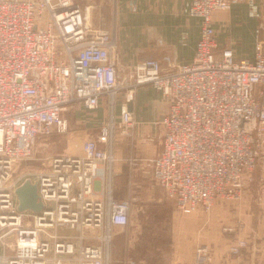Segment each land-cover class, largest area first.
Instances as JSON below:
<instances>
[{"label": "built area", "instance_id": "obj_1", "mask_svg": "<svg viewBox=\"0 0 264 264\" xmlns=\"http://www.w3.org/2000/svg\"><path fill=\"white\" fill-rule=\"evenodd\" d=\"M238 1L189 0V14L201 19L192 60L164 65L144 58L122 75L115 28L91 21L96 5L0 0V264H110L112 227L127 224L130 204L110 188L104 198L92 197L93 183L115 161L117 94H123L120 123L131 126L127 104L143 85L168 103L152 177L176 208L209 212L222 199L237 201L255 169L264 201V39L252 58L237 57L219 45L213 21L215 11ZM103 95L108 122L84 139L80 154L51 156L34 173L44 208L19 211L14 188L23 175L14 177L15 164L31 157L38 137L68 129L66 106L94 110ZM61 228L77 235L59 234ZM84 229L96 231L91 238L100 244L84 243ZM246 244L238 238L229 250L238 253ZM204 252L196 248L198 262Z\"/></svg>", "mask_w": 264, "mask_h": 264}, {"label": "crops", "instance_id": "obj_2", "mask_svg": "<svg viewBox=\"0 0 264 264\" xmlns=\"http://www.w3.org/2000/svg\"><path fill=\"white\" fill-rule=\"evenodd\" d=\"M74 1L96 5L91 13L95 25L101 24L99 17L104 11L112 15L119 66L125 71L144 58H158L162 64L169 65L190 62L195 54L201 19L189 14V0ZM247 4L215 11V29L220 21L231 23L235 17L242 21L246 18L243 25H248V18H253L254 11L263 3L255 0L254 4ZM242 21L238 25L242 26ZM217 40L219 45L231 47L237 57H253L254 47L249 45L250 49L246 50L247 43L237 44L222 35ZM122 102L123 94L119 93L112 109L118 127V133H113L115 161L110 174L94 180L92 192V197L104 198L110 188L115 199H124L130 204L127 224L112 227L110 264H128L129 260L134 264H264V215L253 211L247 217L243 213L242 198L222 199L209 212L183 213L164 195L156 193L152 159L161 147L163 133H157V125L167 108L161 93L151 85L136 89L134 98L127 104L133 112V124L128 127H123L119 119ZM87 110L80 103L65 107L64 113L73 128L62 134L60 151L54 155L80 154L84 139L96 137L111 116L105 95L101 96L93 114ZM150 174L152 178L146 180ZM237 219L244 225L239 226ZM93 232L96 231L84 229V234L89 236L84 241L100 244L91 238ZM75 235L77 231L71 230L70 236ZM238 238L245 239L247 244L233 253L229 247ZM199 246L205 247L206 257L198 262L195 250Z\"/></svg>", "mask_w": 264, "mask_h": 264}, {"label": "rangeland", "instance_id": "obj_3", "mask_svg": "<svg viewBox=\"0 0 264 264\" xmlns=\"http://www.w3.org/2000/svg\"><path fill=\"white\" fill-rule=\"evenodd\" d=\"M260 1L263 4H260L259 6L260 8L258 7V9L254 11L253 18H248L250 20L248 21V25H243V22L246 20V18H244L242 21L239 17H235V19H233L231 23H227L226 21H220L219 23H217V26H216L217 36L222 35L225 37L226 40L231 41V42L233 41L234 43L237 42V44L245 45L247 43L248 45L246 44V47H245L246 50H249L250 46L253 48L258 40L264 39V0H260ZM237 3H235L233 6H231L232 8L231 7L230 8L233 9L236 6L241 5V3L246 4L247 2L245 0H240ZM80 5L83 7L85 4L80 3ZM247 5H251V4H247ZM230 8L227 10H219V11L220 12L228 11V10H231ZM91 13H92V10H91ZM119 16H121L120 13H119ZM99 20H100L99 23L101 24H96V25L105 27V25L102 23H107L110 25L108 26L106 25L107 26L106 28L111 29V30L112 28H115V26L113 27L114 22L112 19V15H108L105 11L104 13H102V16L99 17ZM239 21H242L241 22L242 26L238 25ZM125 70L126 69L124 67L121 68L122 75L126 73ZM94 110H87V112L89 114H93ZM70 128H73V127H71L68 123V129L65 132H52L51 134H48V135H42L35 140L34 150L32 152L31 157L17 162L14 166V170H15L14 177L20 174L23 175L21 176L20 180L16 183L17 185L20 184L27 177L31 178L32 180H35L34 173L44 169L47 166L49 157L53 156L55 153L60 151V148H61V138L60 137L62 136L63 133H68L69 131H71ZM113 133H118L117 124H116V128H114ZM157 133H163V127L160 123L157 125ZM150 178H152L151 174L146 178V180ZM259 178H260L259 169H255L252 175L251 182L247 183V185L243 189V193L241 196L242 209H243V213L247 217L253 211L260 212L261 215H264V201L261 200L259 196V191H258ZM151 182H153V180ZM138 189L139 190L142 189V186L140 183L138 184ZM154 189H158L157 190L158 192H156L158 195L160 196L164 195L161 188L155 187ZM47 205L52 206L53 202L49 201ZM262 217L263 216H261V218ZM57 232L59 234H63V233L68 234V236H70L71 234V230H67V229H58ZM88 233H86V235H88ZM84 243L86 242L84 241ZM205 257H206V254H205ZM196 261H197V258H196Z\"/></svg>", "mask_w": 264, "mask_h": 264}, {"label": "water", "instance_id": "obj_4", "mask_svg": "<svg viewBox=\"0 0 264 264\" xmlns=\"http://www.w3.org/2000/svg\"><path fill=\"white\" fill-rule=\"evenodd\" d=\"M14 195L19 211L40 212L44 208V202L37 190L36 180H32L29 177L25 178L14 188Z\"/></svg>", "mask_w": 264, "mask_h": 264}]
</instances>
